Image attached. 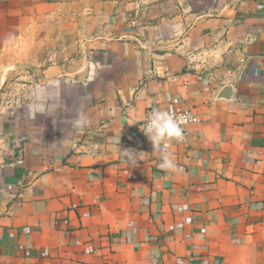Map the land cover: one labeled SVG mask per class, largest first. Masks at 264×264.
Segmentation results:
<instances>
[{"label": "crops", "instance_id": "crops-1", "mask_svg": "<svg viewBox=\"0 0 264 264\" xmlns=\"http://www.w3.org/2000/svg\"><path fill=\"white\" fill-rule=\"evenodd\" d=\"M0 264H264V0H0Z\"/></svg>", "mask_w": 264, "mask_h": 264}, {"label": "clouds", "instance_id": "clouds-1", "mask_svg": "<svg viewBox=\"0 0 264 264\" xmlns=\"http://www.w3.org/2000/svg\"><path fill=\"white\" fill-rule=\"evenodd\" d=\"M186 117L177 116L170 110H153L145 123L142 131L152 143L154 149H161V162L158 167L162 170H176L177 165L174 161L172 153L167 150V145L162 146V142L166 140L175 139L177 141L183 140L184 129L182 127ZM77 126H83L87 123L86 118L81 114L76 120ZM137 152L132 149H125L122 155L132 163H135Z\"/></svg>", "mask_w": 264, "mask_h": 264}, {"label": "built area", "instance_id": "built-area-1", "mask_svg": "<svg viewBox=\"0 0 264 264\" xmlns=\"http://www.w3.org/2000/svg\"><path fill=\"white\" fill-rule=\"evenodd\" d=\"M242 64L244 61H241ZM165 110H170L172 112H174L177 116H184L186 117L185 121L183 122L182 124V127L183 129L185 130L189 125H191L192 123L195 122V116L193 115L192 112L188 111V110H181V109H178L177 107H175V105L173 104H170L167 106V108ZM145 123L144 122L141 126L142 128H144L145 126Z\"/></svg>", "mask_w": 264, "mask_h": 264}, {"label": "water", "instance_id": "water-1", "mask_svg": "<svg viewBox=\"0 0 264 264\" xmlns=\"http://www.w3.org/2000/svg\"><path fill=\"white\" fill-rule=\"evenodd\" d=\"M230 91V88L229 87H226V88H224V94H226V93H228ZM226 98H227V96H226Z\"/></svg>", "mask_w": 264, "mask_h": 264}]
</instances>
